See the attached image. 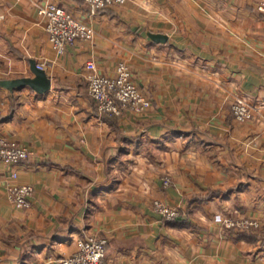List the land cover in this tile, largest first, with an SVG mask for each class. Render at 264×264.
I'll return each instance as SVG.
<instances>
[{
	"label": "crops",
	"instance_id": "obj_1",
	"mask_svg": "<svg viewBox=\"0 0 264 264\" xmlns=\"http://www.w3.org/2000/svg\"><path fill=\"white\" fill-rule=\"evenodd\" d=\"M49 2L94 30L59 52L49 39ZM260 0H127L94 9L86 0H0V135L31 150L0 166V264H56L90 234L108 238L113 264H264V15ZM150 33H164L159 43ZM115 75L127 61L153 101L144 114L101 115L87 62ZM51 88L12 90L35 77ZM250 102L238 121L231 105ZM18 177H13V172ZM169 174L173 186L163 185ZM32 184L29 208L9 199ZM182 208L177 220L153 209ZM232 211L257 232L227 231Z\"/></svg>",
	"mask_w": 264,
	"mask_h": 264
},
{
	"label": "built area",
	"instance_id": "obj_2",
	"mask_svg": "<svg viewBox=\"0 0 264 264\" xmlns=\"http://www.w3.org/2000/svg\"><path fill=\"white\" fill-rule=\"evenodd\" d=\"M94 9L109 7L126 0H86ZM258 10L264 14V0L258 3ZM39 13L47 17V31L53 46L61 53L67 46L78 40H90L94 37L93 28L76 18L64 7L49 2L39 8ZM90 69L89 93L97 103L101 113L121 114L126 108L142 111L149 106V101L130 81V70L127 64L121 63L115 77L96 72L94 60H89ZM43 68V65H39ZM2 63L0 61V71ZM233 111L239 120H246L252 114V105L242 100L233 105ZM31 155L28 148L0 135V166L16 167ZM18 177V172H13ZM35 194L31 184H12L8 188L10 200L18 208H29ZM156 209L169 218H175L179 211L157 201ZM108 239L101 236H85L77 241V249L69 256L57 260L56 264H113L107 256Z\"/></svg>",
	"mask_w": 264,
	"mask_h": 264
},
{
	"label": "rangeland",
	"instance_id": "obj_3",
	"mask_svg": "<svg viewBox=\"0 0 264 264\" xmlns=\"http://www.w3.org/2000/svg\"><path fill=\"white\" fill-rule=\"evenodd\" d=\"M127 1V0H126ZM125 1V2H126ZM125 2H123V3H125ZM122 4V3H121ZM264 15V14H263ZM56 49V48H55ZM121 63H125V64H127L128 65V67H129V70H130V81H132V83L138 88V90L140 91V93L149 101V106L146 108V109H144V110H142V111H134V110H132V109H130V108H126V109H124L123 111H122V113L121 114H106V113H101L100 112V110H99V107H98V103H97V101L95 100V102H96V105H97V109H98V111H99V113L101 114V115H104V116H108V117H110V118H116V117H121V116H123L126 112H134V113H136V114H144V113H146V112H148L151 108H152V106H153V101H152V99H151V97H149L145 92H143L142 90H141V88L135 83V81H134V79H133V72H132V68H131V66H130V64L127 62V61H121L119 64H118V66H117V71H116V74L115 75H105V74H101V75H105V76H110V77H115V76H117V74H118V68H119V66H120V64ZM39 65H43V64H39ZM39 65L37 66V67H39ZM3 67V66H2ZM43 67H44V65H43ZM40 68V67H39ZM42 69V68H41ZM97 72V71H96ZM97 73H99V72H97ZM100 74V73H99ZM88 92H89V79H88ZM89 95H90V93H89ZM91 96V95H90ZM242 100H244V99H239V100H237V101H235L234 103H232V105H231V113H232V115L234 116V118L236 119V120H238V121H241V122H245V121H248V120H250V119H253V115H254V107H253V105H252V114L246 119V120H239L238 118H237V116H236V114L234 113V111H233V105L235 104V103H238V102H240V101H242ZM248 102V101H247ZM8 139V138H7ZM14 141V140H13ZM14 142H16L17 144H20L19 142H17V141H14ZM21 145V144H20ZM22 146H24V145H22ZM24 147H26V146H24ZM27 148V147H26ZM29 151L31 152V150L29 149ZM31 156V155H30ZM30 158V157H29ZM28 158V159H29ZM27 159V160H28ZM26 161V160H25ZM20 165V164H19ZM18 165V166H19ZM18 166H16V167H18ZM22 184V183H21ZM173 180H172V177L169 175V174H165L164 176H163V185L165 186V187H170V186H173ZM32 185V184H31ZM35 189V188H34ZM9 196V195H8ZM10 199V198H9ZM157 201H159V202H162V203H164V204H166L167 206H169V207H171V208H175V209H177L178 211H179V215L177 216V217H175V218H169V217H167L166 215H164L162 212H160V211H158L157 209H156V202ZM153 209L157 212V213H159L161 216H163V218L164 219H166V220H177V219H179L182 215H183V210H182V208H180V207H178V206H171V205H168L167 203H165V202H163L162 200H159V199H155L154 201H153ZM222 224H223V227L227 230V231H235V232H257L258 231V229L261 227V222L259 221V220H256V219H253V218H250V217H247V216H244L243 214H239L238 212H236V211H232V212H230V213H228V214H225L223 217H222ZM89 236H101V237H105V236H103V235H99V234H90ZM107 238V237H106ZM108 239V238H107Z\"/></svg>",
	"mask_w": 264,
	"mask_h": 264
},
{
	"label": "water",
	"instance_id": "obj_4",
	"mask_svg": "<svg viewBox=\"0 0 264 264\" xmlns=\"http://www.w3.org/2000/svg\"><path fill=\"white\" fill-rule=\"evenodd\" d=\"M150 36L153 40L159 43H166L168 37L164 33H150ZM33 71L35 72V77H23L17 79H10V80H2L1 84L5 85L6 87L10 88L11 90L15 86H24L29 84L34 89L39 92H46L51 88V79L47 76L45 70L37 67V65L33 66Z\"/></svg>",
	"mask_w": 264,
	"mask_h": 264
}]
</instances>
